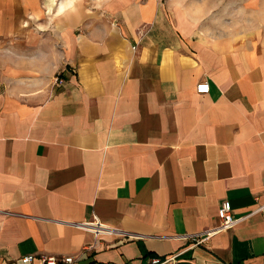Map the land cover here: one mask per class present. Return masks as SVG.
Segmentation results:
<instances>
[{"label":"crops","instance_id":"crops-1","mask_svg":"<svg viewBox=\"0 0 264 264\" xmlns=\"http://www.w3.org/2000/svg\"><path fill=\"white\" fill-rule=\"evenodd\" d=\"M211 3L0 0V264H264V0Z\"/></svg>","mask_w":264,"mask_h":264},{"label":"built area","instance_id":"built-area-1","mask_svg":"<svg viewBox=\"0 0 264 264\" xmlns=\"http://www.w3.org/2000/svg\"><path fill=\"white\" fill-rule=\"evenodd\" d=\"M58 83H62L61 79H57ZM197 93L201 95H205L210 93V85L209 83H201L197 86ZM256 211L264 213V205L260 206ZM219 218L221 220V224L209 232L206 233L207 238L211 237L212 235H216L226 230L233 229L240 221L233 215L232 205L230 202H225L219 208ZM72 226L87 231L95 235L98 239L101 236H119V237H131L130 234L123 232L120 229L113 228L106 224H103L98 219L90 222H81V223H71ZM201 235H190V239L197 240L200 238ZM35 256L28 255L21 258V264H34ZM39 264H74L75 259L74 257L70 256H54V255H41L39 256ZM173 259H160V258H153L151 264H172Z\"/></svg>","mask_w":264,"mask_h":264},{"label":"rangeland","instance_id":"rangeland-1","mask_svg":"<svg viewBox=\"0 0 264 264\" xmlns=\"http://www.w3.org/2000/svg\"><path fill=\"white\" fill-rule=\"evenodd\" d=\"M38 4L37 8L38 10L33 11V12H37V14L32 13V12H27L24 13L23 15H21L20 17L23 18H29V17H35V16H40V13L42 14L43 18H54L56 16L55 14V9L57 7V3L58 2H62L64 0H35ZM66 1V0H65ZM82 1H87L89 2L90 0H82ZM211 3V5L215 6L216 4H218V10H215L212 14L213 18L217 17V18H222L225 21V24L221 25L219 24L220 28H224V30L230 31L232 30V28L237 29L238 27H232L231 23H230V19L233 16H237L233 15V8L236 7V3L235 0H223L222 3V9H220V1L221 0H209ZM241 5L239 7V10H236L235 13H239L238 17L242 18V17H246L248 16V14H250V16H252V12L247 13V5L246 4H242L243 0H240ZM19 12V11H18ZM216 26V25H215ZM222 26V27H221ZM242 27H240L241 29ZM244 29V28H242Z\"/></svg>","mask_w":264,"mask_h":264}]
</instances>
